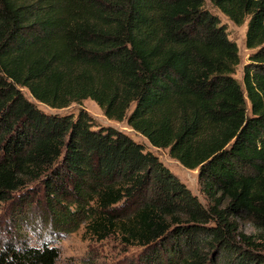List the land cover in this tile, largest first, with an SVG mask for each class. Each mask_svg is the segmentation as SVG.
I'll use <instances>...</instances> for the list:
<instances>
[{
	"label": "trees",
	"instance_id": "trees-1",
	"mask_svg": "<svg viewBox=\"0 0 264 264\" xmlns=\"http://www.w3.org/2000/svg\"><path fill=\"white\" fill-rule=\"evenodd\" d=\"M208 2L249 20L242 80ZM86 99L198 169L208 206L144 143L61 112ZM34 191L59 214L51 229L85 215L93 233L144 247L140 264H264V0H0V200ZM15 239L0 264L59 259Z\"/></svg>",
	"mask_w": 264,
	"mask_h": 264
},
{
	"label": "rangeland",
	"instance_id": "rangeland-1",
	"mask_svg": "<svg viewBox=\"0 0 264 264\" xmlns=\"http://www.w3.org/2000/svg\"><path fill=\"white\" fill-rule=\"evenodd\" d=\"M207 6L213 13L220 16L222 23L227 27L230 39L238 45L241 63L237 67L235 76L242 80L244 65L254 51L248 49L246 45L249 20L238 25L219 9L214 8L211 3L208 2ZM23 91L31 99L29 91L25 88ZM40 106L46 111H55L44 104H40ZM82 109H85L99 126H113L144 143L205 206H208L209 199L202 188L198 169H188L182 165L171 156L169 148H157L151 145L147 138L130 128L127 119L117 121L107 118L101 107L91 99L84 100L82 104L72 105L61 112L77 115ZM26 196L23 198L24 196L16 192L10 198L0 200V242L14 240L18 233L25 235L30 243L37 246L41 241L46 240L60 253L56 264H140L144 247L123 243L121 236L116 233L106 237L93 233L88 229L86 216L82 214L73 215L74 219L69 218L71 223L67 226L57 225L55 229H51L49 225L52 224V216L59 214L55 215L51 212L46 207L45 197L42 196L38 199L37 192H30ZM234 218L238 222L239 231L259 237L260 231L255 228L249 218L246 216H235ZM209 251L211 252L209 257L214 259V251L213 253L212 249ZM257 253L264 254V249L257 250ZM215 259L217 262H221L220 258L215 257Z\"/></svg>",
	"mask_w": 264,
	"mask_h": 264
}]
</instances>
